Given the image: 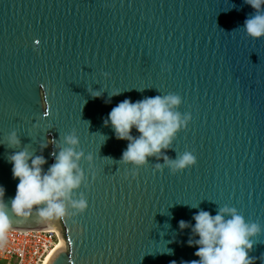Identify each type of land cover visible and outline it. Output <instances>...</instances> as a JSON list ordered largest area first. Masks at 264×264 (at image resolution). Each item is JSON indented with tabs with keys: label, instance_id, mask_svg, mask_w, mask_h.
Masks as SVG:
<instances>
[{
	"label": "water",
	"instance_id": "1",
	"mask_svg": "<svg viewBox=\"0 0 264 264\" xmlns=\"http://www.w3.org/2000/svg\"><path fill=\"white\" fill-rule=\"evenodd\" d=\"M256 14L264 5L257 11L246 0H0L8 229H58L65 247L48 264H190L199 259L188 244L199 239L192 217L228 207L259 226L248 256L264 264V37L244 29ZM168 95L190 119L144 164L123 161L129 141L105 123L109 112L125 99ZM12 133L18 145L8 143ZM69 147L82 154V180L64 201L66 215L42 218L35 207L43 205L15 214L19 181L8 158L42 156L47 172ZM186 152L193 165L165 162ZM81 199L86 207L74 208Z\"/></svg>",
	"mask_w": 264,
	"mask_h": 264
},
{
	"label": "clouds",
	"instance_id": "2",
	"mask_svg": "<svg viewBox=\"0 0 264 264\" xmlns=\"http://www.w3.org/2000/svg\"><path fill=\"white\" fill-rule=\"evenodd\" d=\"M246 2L257 11L264 5V0ZM244 29L252 38L264 37V14H256L246 19ZM118 94V91L113 93ZM93 95L99 96L100 93ZM180 103L179 96L168 95L148 97L136 102L125 99L112 108L105 123H111L117 139L129 141L122 154L123 161L142 165L148 157L168 148L176 132L190 119L187 115L182 118L181 114L174 110ZM133 128L140 134L138 137L132 136ZM66 142L70 145L78 143L74 135L66 137ZM8 143H20L15 133L8 137ZM81 155L71 147L60 151L56 162L44 172L42 165L46 161L42 156L32 157L27 151L12 154L8 158L12 164V176L19 181L11 201L12 211L17 215H28L34 206L43 205L35 207L40 217H64V201L68 200L72 190L81 184L82 173L76 163ZM165 162L173 170L184 169L195 163V157L186 152L172 161L165 157ZM159 167L160 165H157V168ZM4 194L5 188L0 185V232L9 227L8 205L4 203ZM71 203L79 210L86 207L83 199ZM226 215L230 218H225ZM192 219L195 221L192 230L199 239L194 242L190 239L188 244L197 246L194 255L199 259L191 261L190 264H252L248 250L253 247L250 237L260 231L257 224H247L244 218L237 214L236 209L228 207L220 208L215 215L199 211ZM188 226L186 221H179L181 229Z\"/></svg>",
	"mask_w": 264,
	"mask_h": 264
},
{
	"label": "built area",
	"instance_id": "3",
	"mask_svg": "<svg viewBox=\"0 0 264 264\" xmlns=\"http://www.w3.org/2000/svg\"><path fill=\"white\" fill-rule=\"evenodd\" d=\"M64 241L58 229L0 232V264H47Z\"/></svg>",
	"mask_w": 264,
	"mask_h": 264
},
{
	"label": "bare ground",
	"instance_id": "4",
	"mask_svg": "<svg viewBox=\"0 0 264 264\" xmlns=\"http://www.w3.org/2000/svg\"><path fill=\"white\" fill-rule=\"evenodd\" d=\"M64 247H65V245H64V241H62L61 244L58 245V247H57V249L54 251V253H52V255L49 257V259H48V263H49V261L51 260V258L54 256L55 252H56L57 250L61 249V248H64ZM48 263H47V264H48Z\"/></svg>",
	"mask_w": 264,
	"mask_h": 264
},
{
	"label": "snow or ice",
	"instance_id": "5",
	"mask_svg": "<svg viewBox=\"0 0 264 264\" xmlns=\"http://www.w3.org/2000/svg\"><path fill=\"white\" fill-rule=\"evenodd\" d=\"M37 43H39V41H37ZM46 114V113H45Z\"/></svg>",
	"mask_w": 264,
	"mask_h": 264
}]
</instances>
